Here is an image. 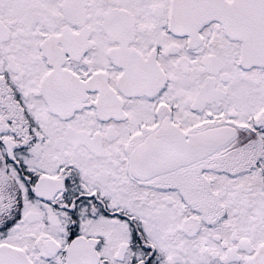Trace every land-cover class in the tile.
I'll list each match as a JSON object with an SVG mask.
<instances>
[{"label":"snow or ice","instance_id":"1","mask_svg":"<svg viewBox=\"0 0 264 264\" xmlns=\"http://www.w3.org/2000/svg\"><path fill=\"white\" fill-rule=\"evenodd\" d=\"M0 264H264V0H0Z\"/></svg>","mask_w":264,"mask_h":264}]
</instances>
